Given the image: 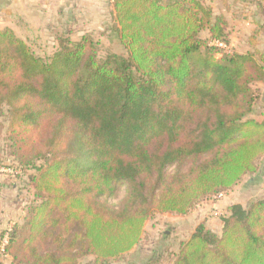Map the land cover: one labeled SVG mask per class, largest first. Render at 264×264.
<instances>
[{
  "label": "trees",
  "instance_id": "obj_1",
  "mask_svg": "<svg viewBox=\"0 0 264 264\" xmlns=\"http://www.w3.org/2000/svg\"><path fill=\"white\" fill-rule=\"evenodd\" d=\"M248 1L264 15V0ZM112 5L102 34L112 31L125 53H102L93 32L66 31L44 57L0 28L7 151L34 196L0 233L11 264H112L154 213L188 215L259 170L261 51L228 50L229 21L203 0ZM120 184L128 188L116 207L108 198ZM220 220V234L201 222L170 264H264V195L231 203ZM163 258L154 251L135 264Z\"/></svg>",
  "mask_w": 264,
  "mask_h": 264
},
{
  "label": "rangeland",
  "instance_id": "obj_2",
  "mask_svg": "<svg viewBox=\"0 0 264 264\" xmlns=\"http://www.w3.org/2000/svg\"><path fill=\"white\" fill-rule=\"evenodd\" d=\"M234 31L232 30V32ZM94 35L102 48V53L105 51L125 53L112 31L109 30L104 35L102 32H95ZM235 37L234 32L233 38L235 39ZM34 49L44 57L52 52L48 39L43 38L35 42ZM227 49L232 51L235 47H227ZM5 113L6 110L0 112V233L9 230L15 222L22 221L34 200L33 189L23 179V174L15 168L14 161L8 155L5 140L7 126ZM258 115L257 111L252 114L255 117ZM258 165L259 170L256 173L244 176L238 185L229 193L224 194L225 196L221 199L227 197V201L230 203L246 204L253 198L263 196L264 156L259 159ZM186 168L187 166L184 169ZM174 171V166L168 168L169 174ZM127 188V184H120L116 195L108 198L109 203L118 207L126 195ZM226 206L220 208L219 203L213 204L208 201L198 204L188 215L154 213L145 225L140 243L129 253L114 260L112 264H135L149 258L154 251H164V258L160 264H170L171 256L178 252L180 241L188 239L201 222L205 221L207 227L215 232L220 230V216L225 213ZM216 210L221 214L215 215ZM79 263L87 264V258L82 259Z\"/></svg>",
  "mask_w": 264,
  "mask_h": 264
},
{
  "label": "crops",
  "instance_id": "obj_3",
  "mask_svg": "<svg viewBox=\"0 0 264 264\" xmlns=\"http://www.w3.org/2000/svg\"><path fill=\"white\" fill-rule=\"evenodd\" d=\"M203 1L213 7L215 14L223 13L231 30H235L236 37L233 38L232 32L231 47L240 52L258 49L264 56V15L257 4L248 0H226L228 9L224 0ZM112 11V0H0V28L10 27L19 37L32 44L40 38L48 39L53 44L58 32L68 31L75 36L84 32H104L113 24ZM253 37L255 43L251 42ZM259 87L262 93L261 101L256 106L259 114L256 118L262 120L264 83H260ZM208 201L219 203L220 208L227 205L226 209L231 204L227 197L215 202ZM92 258H87V264ZM0 264H11L10 257L1 251Z\"/></svg>",
  "mask_w": 264,
  "mask_h": 264
},
{
  "label": "built area",
  "instance_id": "obj_4",
  "mask_svg": "<svg viewBox=\"0 0 264 264\" xmlns=\"http://www.w3.org/2000/svg\"><path fill=\"white\" fill-rule=\"evenodd\" d=\"M217 45L220 46V47H224V48L227 47V46H226L224 43H222V42H217ZM223 196H224V194H219V195H217V196H214V197H213V200L221 199ZM214 214H215V215H220L221 213H220L219 211L216 210V211L214 212ZM6 242H7V234L5 235V237H4V239H3V244H5ZM1 250L3 251V248H2Z\"/></svg>",
  "mask_w": 264,
  "mask_h": 264
}]
</instances>
